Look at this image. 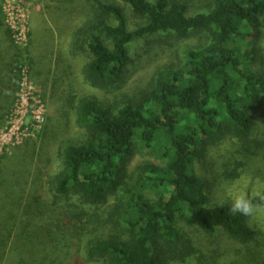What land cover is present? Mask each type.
<instances>
[{"label": "trees", "instance_id": "obj_1", "mask_svg": "<svg viewBox=\"0 0 264 264\" xmlns=\"http://www.w3.org/2000/svg\"><path fill=\"white\" fill-rule=\"evenodd\" d=\"M50 1L56 29L69 32L70 50L87 59L83 82L113 93V112L64 90L65 115L78 136H68L67 122L63 134L54 127L0 156V264H184L200 254L186 242L187 228L208 238L222 232L243 247L241 260L229 264H264V240L248 215L212 204L195 170L210 144L229 138L235 144L228 151H236L220 163L221 177L232 181L240 169L264 179V82L251 69L257 54L245 41L264 28V0H197L204 6L191 16L178 0ZM75 9H83L81 20ZM129 12L141 20L132 30ZM11 33L0 19V125L25 66L35 65V42L20 49ZM158 33H202L206 42L184 48L181 64L158 66L143 89L119 93L129 45ZM55 58L62 71L52 79H69L72 67ZM138 147L154 161L126 178ZM53 153L58 168L51 173ZM200 256V263L216 264Z\"/></svg>", "mask_w": 264, "mask_h": 264}, {"label": "rangeland", "instance_id": "obj_2", "mask_svg": "<svg viewBox=\"0 0 264 264\" xmlns=\"http://www.w3.org/2000/svg\"><path fill=\"white\" fill-rule=\"evenodd\" d=\"M178 1L185 3L189 16L198 13L204 6L197 0ZM49 9H53L50 0H0V19L3 25L11 30L15 46L26 49L35 42L32 55L35 65L32 69L25 66V72L21 74L22 78L15 87L8 111L0 125V156L11 155L17 147H22L28 140L39 141L37 134L55 133L54 127H58L63 134L67 131V122L68 136L75 138L78 136L80 131L74 124V118L65 115V104L61 100L64 90L69 91L74 88L76 93H85L88 98L94 100L103 109L113 112L108 103L113 100V93L101 92L83 82L81 71L87 59L82 56L81 52L78 51L76 55L77 51L70 50L68 42L71 35L63 29H56L53 19L50 18L52 16L48 14ZM75 10L76 19L81 20L83 17L79 18V16L84 13L83 9ZM127 19L131 30L141 21L130 12ZM77 22L79 23V21ZM59 24L62 26L61 22ZM49 27L52 31H49ZM245 41L248 42L246 47H254L257 54V62L255 61V64L251 65V69L256 70L260 74L259 78L264 82L263 26L261 25L256 32H252ZM204 42L206 39L202 33L189 35L186 39H178L173 33H158L140 38L128 47L130 60L118 92L129 96L143 89L151 84L153 72L158 66L166 63L181 64L184 61V48ZM51 53L53 57H51ZM57 54L63 62L72 67V75H69V79H66L64 74L61 78L56 77L55 81L52 79L56 68L58 73L62 71L61 66L57 65L56 67L55 57ZM23 59L26 61V54ZM24 63L26 65L28 62ZM254 117L253 135L257 138L262 133H258L260 119L258 116ZM220 141L210 144L209 151H206L207 153L200 163L195 164V170L199 176L206 179L212 204L227 203L231 206L228 192L234 191L245 196L253 209L252 213L248 215V223L255 230L256 238L260 241L264 240V205H262L264 204V179L260 178L259 173H254L252 177H246L238 169V177L232 181L224 180L221 177L220 163L225 160L227 153L229 155L230 152L236 151V148H230L228 151V148L235 144L234 140L227 138L223 142ZM152 160L151 156H148L139 147L135 148L132 157L125 164L126 178L132 175L139 163ZM57 168L58 162L53 153L51 173L56 172ZM232 168H234L233 165L230 166V169ZM258 198L259 205L251 203ZM185 232L187 233L186 242L191 244L195 251L200 249V254L185 259L184 264H206L205 262L200 263V255L204 254L212 256L216 264H229L232 260H241L237 250L242 251L243 247L233 242L222 232L211 238L206 237L195 228H187Z\"/></svg>", "mask_w": 264, "mask_h": 264}, {"label": "clouds", "instance_id": "obj_3", "mask_svg": "<svg viewBox=\"0 0 264 264\" xmlns=\"http://www.w3.org/2000/svg\"><path fill=\"white\" fill-rule=\"evenodd\" d=\"M228 197L231 200L230 211L233 213H239L241 215H250L253 211L250 202L245 198V196L239 194L238 192H228Z\"/></svg>", "mask_w": 264, "mask_h": 264}]
</instances>
